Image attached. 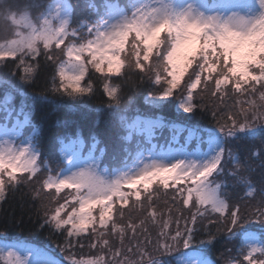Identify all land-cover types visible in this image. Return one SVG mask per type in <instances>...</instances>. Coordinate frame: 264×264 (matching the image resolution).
<instances>
[{
    "label": "snow or ice",
    "instance_id": "6c2138e0",
    "mask_svg": "<svg viewBox=\"0 0 264 264\" xmlns=\"http://www.w3.org/2000/svg\"><path fill=\"white\" fill-rule=\"evenodd\" d=\"M36 7L0 0V64L22 68L23 84L34 82L43 57L53 65L51 98L81 101L93 94L86 79L92 70L104 78L106 110L119 112L122 89L112 81L139 72L159 86L146 97L151 109H162L183 88L178 109L194 115L208 107L207 94L214 123L166 124L151 113L120 114L110 157L97 135L73 130L57 137L44 160L27 95L0 81L7 85L0 96V202L10 190L29 186L44 217L39 227L64 235L58 247L68 253L9 243L5 234L0 264H264V174L259 182L246 174L253 171L249 160L259 159L264 168V0H85L79 19L71 0H48L34 14ZM166 127L178 146L153 143ZM229 177L243 189L239 199L256 201L254 207L242 209L233 200ZM169 190L173 203L195 209L183 228L175 221L174 231L172 209L165 218L155 204ZM198 218H208L215 231L198 228ZM149 224L158 227L155 240ZM221 239L232 247L214 257ZM83 240L97 252L77 258L69 249L74 242L82 248Z\"/></svg>",
    "mask_w": 264,
    "mask_h": 264
},
{
    "label": "trees",
    "instance_id": "16d2710c",
    "mask_svg": "<svg viewBox=\"0 0 264 264\" xmlns=\"http://www.w3.org/2000/svg\"><path fill=\"white\" fill-rule=\"evenodd\" d=\"M26 2L35 3L36 9L42 11V5H45L48 0H26ZM99 2V0H97ZM75 8V17L79 19L82 16V10L85 7V0H71ZM3 33L0 35L2 37ZM59 56V53H58ZM62 59V56H59ZM40 72L36 76L34 82L31 84H23L20 80V69L14 63L9 62L7 66L0 64V77L7 80L9 83H13L16 80L17 87L22 90L27 96V104L31 108L32 121L37 124L40 128V140L42 159L50 160V151L54 144H56L57 137L67 132L71 134L73 130L79 131L85 138L89 134L97 135V138L102 141L101 147L107 146L108 156L112 154V146L118 140L119 127H118V116L120 114L127 115L129 117L134 116L137 112L151 113L153 115H159L164 118L166 124L176 123L185 124L198 127H206L209 124H213L210 116V105L209 101L212 99L210 96L205 94L203 104L208 105L198 110L194 115L182 113L178 107V101L183 95V88L177 90V93L169 98V101L164 105L161 110L151 109L146 103V97L149 93H152V88L159 90V86L154 85L151 80L147 77L142 76L138 72L128 73L126 76L121 78H114L113 83L119 84L122 89V103L119 108V112H111L106 110L108 100L104 94L100 77L93 76V94L90 97H85L81 101H59V98H51V94L48 93L50 88V81L53 74V65L51 62H46L43 57H40ZM139 77V78H138ZM20 84V86L18 85ZM154 85V87H153ZM211 88L212 85L210 84ZM151 88V89H150ZM39 94H48L53 102H41L34 101L32 97ZM4 92L0 89V96H3ZM19 96V95H17ZM106 97V98H104ZM138 98L140 106L144 107H133L130 102L132 99ZM104 99V100H103ZM243 99V97H241ZM17 97L15 98V102ZM235 97H230L225 101L229 106L234 102ZM146 105V106H145ZM18 107V106H17ZM90 108V109H89ZM88 109V110H87ZM191 116L190 119L187 117ZM4 113L0 112V120H3ZM156 141L160 143H168L173 133L170 128L166 127L162 131L157 130ZM186 136V132L183 135ZM183 138L181 140H183ZM246 142H242L241 147V158L242 161L247 158L248 151L246 148ZM248 163L251 165L253 171L246 173L250 175L254 182H259L261 175L264 174V168H262L261 161L259 159L249 160ZM232 165H226V170H231ZM245 174V173H242ZM228 191L234 201H238L242 209H250L255 206L256 201L243 199L239 197L244 195L243 189L235 183L230 177L228 178ZM63 195V194H62ZM62 202V201H61ZM155 204L158 211L165 213L167 217V209L171 208V219L172 230L176 228V220H179L180 227L183 228L185 221L190 220L191 214L195 211L194 208H185L178 202L173 203L171 201V190L167 197L161 192L159 199L155 200ZM214 219V217H210ZM42 211L39 210L38 203L32 201L29 186L22 185L15 191H9L4 201L0 202V233L7 235L9 239L25 240L28 242L36 243L42 246H48L56 251L57 256L67 255V252L61 253L58 246H64L65 237L64 235L50 231L47 227L41 229L39 224L43 222ZM127 219V214L126 218ZM207 225L211 230L215 231V225L208 224V218H198L197 227ZM149 238L155 240L158 232V227L152 224L148 225ZM23 237L25 239H19ZM142 238V237H141ZM202 238V237H201ZM83 247L75 245L69 249L76 255L77 258L80 256L87 257L90 254L97 252L96 249L89 247V241L83 240ZM232 247V245L226 243L223 239L216 245L212 255L218 256L220 252H225L226 249Z\"/></svg>",
    "mask_w": 264,
    "mask_h": 264
},
{
    "label": "rangeland",
    "instance_id": "374dc122",
    "mask_svg": "<svg viewBox=\"0 0 264 264\" xmlns=\"http://www.w3.org/2000/svg\"><path fill=\"white\" fill-rule=\"evenodd\" d=\"M35 4V3H34ZM36 5V4H35ZM36 13H38V10L35 8L34 9V14H36ZM3 33V31H2V29H0V35ZM4 34V33H3ZM3 36V35H2ZM57 55H58V52L56 53ZM20 74H19V76L21 77L22 75H23V69L21 68L20 70ZM139 73V72H138ZM139 74H141L142 76H143V74L142 73H139ZM99 75V77H100V82H103L102 83V86H103V84H104V78L100 75V74H98V73H95L94 71H92V70H90V72H89V77H86V79H91V82H92V78H93V76H98ZM139 78V77H138ZM0 81H6V82H8L7 80H5L4 78H2V77H0ZM16 80H13V83H9L8 82V84H10V85H12V86H14L15 88H17V89H19L20 87H17V85H16ZM92 84H93V82H92ZM115 84V83H114ZM19 86H20V84H18ZM153 87H154V85H153ZM6 88H7V85H5V84H0V89H2V91L3 92H5L6 91ZM151 89V88H150ZM152 93L153 94H155V93H157L159 90H155V88L153 89L152 88ZM28 96V95H27ZM17 97V100H16V102H15V105L16 106H19L20 105V103H21V97L20 96H16ZM15 97V98H16ZM104 98H106V97H104ZM104 100V99H103ZM142 103H144V102H140V100L138 99V98H135V99H132L131 100V102H130V104H131V106H133V107H142V106H140V104H142ZM146 106V105H145ZM142 108H144V107H142ZM90 109V108H89ZM88 110V109H87ZM157 111L158 110H161V109H156ZM159 112V111H158ZM85 154H86V152H85ZM0 235H3V234H1L0 233ZM19 239H25V238H23V237H19ZM15 240H18V238H16ZM22 241V240H21ZM13 242H16V243H18V244H21V245H23V246H37V247H39V246H42V245H38V244H36V243H32V242H28L29 244H22V243H19L18 241H12V242H9V243H13ZM22 242H25L24 240L22 241ZM21 251H23V249H21ZM64 255H62L61 257H63Z\"/></svg>",
    "mask_w": 264,
    "mask_h": 264
}]
</instances>
